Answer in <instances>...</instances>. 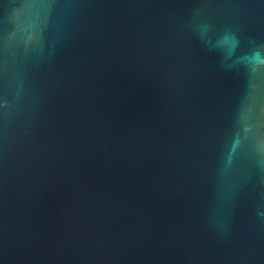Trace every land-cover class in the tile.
Instances as JSON below:
<instances>
[{"label": "water", "instance_id": "1", "mask_svg": "<svg viewBox=\"0 0 264 264\" xmlns=\"http://www.w3.org/2000/svg\"><path fill=\"white\" fill-rule=\"evenodd\" d=\"M0 264H264V0H0Z\"/></svg>", "mask_w": 264, "mask_h": 264}]
</instances>
